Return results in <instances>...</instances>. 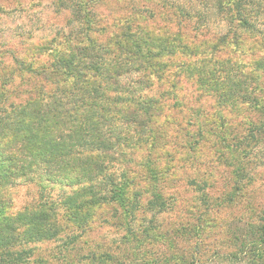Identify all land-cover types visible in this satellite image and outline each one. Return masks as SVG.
<instances>
[{"label":"trees","instance_id":"obj_1","mask_svg":"<svg viewBox=\"0 0 264 264\" xmlns=\"http://www.w3.org/2000/svg\"><path fill=\"white\" fill-rule=\"evenodd\" d=\"M64 1L75 12L82 10L87 15L90 12V0L81 2V6L74 4V0ZM262 1L214 0L213 8L226 26V31L219 35L209 31L205 22L198 28L202 35L196 32L188 35L182 24L191 20L189 8H179V11L171 2L170 7L183 16L176 21L178 29L174 36L166 30L165 37L159 38L149 29L139 27L138 22L129 25L126 20L125 25L118 26L119 32L109 39H98L91 31L77 37L73 30L71 34L63 33L21 47L17 54L11 55L10 62L0 64V264L22 263L34 251L32 247L26 248L27 243L48 240H60L62 251L69 257L70 252L78 249L80 241L88 242L85 231L101 215L116 217L112 220L125 230L124 242L138 241L137 245L143 246L142 236H161L159 227L156 235L153 234L156 229L152 228L159 225L158 215L170 204V199L156 185L164 173L155 158L150 160L138 155L141 143L128 139L129 128L133 127L138 136L144 134L145 126L155 120L157 107L169 104L182 79L202 85L203 91L220 92L224 99L229 96L223 92L230 94L244 89L241 80L248 78L243 77L241 67L245 62L239 60L237 64L223 54L215 56V64L211 66V60L194 59L195 49L211 47L220 52L222 46L239 47L242 35L249 36L242 33V29H250L247 32L254 35V22L249 16L253 8L258 11L264 7ZM88 21L93 23L92 16ZM195 27L191 25V29ZM98 32L102 34L103 30L95 34ZM263 35L260 39L259 34L253 36L260 55L252 62L253 70L259 69L264 75ZM66 43L68 47L63 48ZM175 50L188 53L189 59L171 72L174 80L171 79L163 92L136 96V92H131L136 88L130 91L131 86L120 84L118 77L136 68L140 74L133 83L140 86L144 82L142 77L146 78V69L159 77L157 71L167 68L159 58L162 53L171 55ZM208 61L210 64L206 63ZM216 65L218 68L214 67ZM23 69L27 72L21 79L23 82L30 83L34 77L39 80L18 89L20 80L18 83L14 80ZM12 93H15V102L10 98ZM205 126L206 123L201 125ZM208 132L218 135L210 128ZM198 135L201 136L200 132ZM224 135L219 134V137L229 154L235 155L236 147L226 143ZM118 161L121 168L110 171ZM17 181L36 186L38 196L12 212L8 209L5 190ZM140 206L145 207L150 216H143V223L140 221L137 228H133ZM104 209L107 212L102 214ZM170 229L174 232V228ZM262 237L264 231L259 234L255 231L252 237L242 240L243 248L233 256L241 253L250 264H264ZM249 247L256 248L252 255ZM100 249L90 247L85 254L79 250L77 261L69 258L67 264H107L114 260L112 253Z\"/></svg>","mask_w":264,"mask_h":264},{"label":"rangeland","instance_id":"obj_2","mask_svg":"<svg viewBox=\"0 0 264 264\" xmlns=\"http://www.w3.org/2000/svg\"><path fill=\"white\" fill-rule=\"evenodd\" d=\"M81 2L85 0H74V4L79 6ZM171 2L178 6L179 11V8H189L191 20L182 24L188 35L194 32L202 35L199 31L203 26L201 22H205L209 31L217 35L226 31L224 22L219 20L213 8L214 0H90L88 15L82 10L75 12L64 0H0V64L10 62L11 55L17 54L21 47L41 39L56 38L63 33L71 34L73 30H76L77 37L91 31V35L98 39H109L119 32L118 26L125 25L126 20L129 25L138 22L139 27L149 29L153 36L159 38L165 37L166 30L173 35L178 29L176 21L182 15L170 7ZM257 9L253 8L254 12L249 17L256 30L252 33L255 36L259 34L260 39L264 33V7ZM91 16L93 23L88 21ZM192 24L196 26L195 30L191 29ZM100 29L103 33L95 34ZM247 31L242 29V33L249 36L242 35V43L237 48L222 46L218 52V48L197 47L194 57L201 61L211 60V66L215 64L214 57L223 54L237 64L242 60L245 62L241 67L243 77L248 78L241 80L244 89L230 94L223 92L229 96L224 99L220 92L203 91L202 85L182 79L181 86L172 91L174 95L168 100L169 104L157 107L155 120L145 126L144 134L138 136L133 127L129 128L128 139L141 143L138 155L150 160L155 158L164 173L156 185L170 199V204L158 215L159 225L152 228L159 227L161 236H142L140 243L143 246L137 245L138 241L124 242L125 230L112 220L116 217L107 219L101 215L85 231L88 242L80 241L78 249L70 252L69 257L62 251L60 240L39 241L25 245L34 251L18 264H67L69 258L77 261L79 250L85 254L90 247H100L101 251L112 253L114 260L107 264H250L241 253L233 256L243 248L242 240L252 237L255 231L258 234L264 231V75L259 69L253 70L252 61L260 55V50L253 43L254 35ZM172 35L167 36L168 39ZM50 42L54 43L53 40ZM67 47L68 43L63 48ZM188 57V53L176 50L171 55L162 53L159 60L167 64V68L157 71L159 77L146 69V78L142 77L144 82L141 86L133 83L140 74L138 68L123 73L118 80L120 84L131 86L130 91L136 88L131 91L136 92V96H153L168 88L171 79L174 80L171 72ZM206 63L210 64V61ZM214 67L218 68V65ZM26 76V69L16 74L14 82L20 80L18 89L39 80L34 77L32 82L25 83L21 79ZM11 95L10 98L17 101ZM204 123L207 126L202 128ZM209 128L218 135L207 133ZM219 134H226V143L236 147L235 155L229 154ZM118 160L123 164L120 158ZM119 161L109 170L118 171L121 168ZM5 191L8 209L12 212L38 196L36 186H27L21 181ZM136 216L133 228H137L140 221L143 223V216H150V213L140 206ZM170 228H174V232ZM156 233L157 229L153 231ZM249 248V254L255 253L256 248Z\"/></svg>","mask_w":264,"mask_h":264}]
</instances>
